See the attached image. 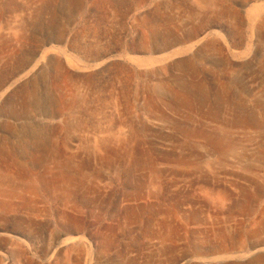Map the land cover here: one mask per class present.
I'll return each instance as SVG.
<instances>
[{"label":"rangeland","instance_id":"obj_1","mask_svg":"<svg viewBox=\"0 0 264 264\" xmlns=\"http://www.w3.org/2000/svg\"><path fill=\"white\" fill-rule=\"evenodd\" d=\"M0 178V264H264V0H0Z\"/></svg>","mask_w":264,"mask_h":264},{"label":"bare ground","instance_id":"obj_2","mask_svg":"<svg viewBox=\"0 0 264 264\" xmlns=\"http://www.w3.org/2000/svg\"><path fill=\"white\" fill-rule=\"evenodd\" d=\"M219 143H221V145L224 147V149H225L226 151H229V150L232 151V149L234 148L233 143H222L221 141H219ZM0 179H1V178H0ZM30 189H31V188H30ZM33 189H36V187H33ZM1 193H2L3 195H6L7 197H12V196L20 197V196H21V192H17V191H15V190H11V189H9V190H5V191L1 190ZM30 195H31V194H30ZM32 199H33V198H32ZM5 212H6V210H5Z\"/></svg>","mask_w":264,"mask_h":264}]
</instances>
